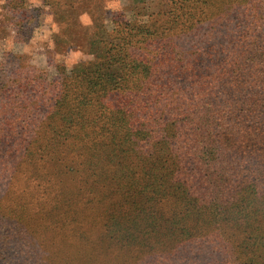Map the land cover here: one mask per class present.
<instances>
[{
  "label": "trees",
  "instance_id": "trees-1",
  "mask_svg": "<svg viewBox=\"0 0 264 264\" xmlns=\"http://www.w3.org/2000/svg\"><path fill=\"white\" fill-rule=\"evenodd\" d=\"M0 5L29 41L41 10ZM64 5L50 15L71 46L81 26ZM103 21L94 59L51 80L24 56L0 60V170L52 206L18 225L24 243L77 232L90 252V211L107 264H264V5L163 0L146 21Z\"/></svg>",
  "mask_w": 264,
  "mask_h": 264
},
{
  "label": "rangeland",
  "instance_id": "rangeland-1",
  "mask_svg": "<svg viewBox=\"0 0 264 264\" xmlns=\"http://www.w3.org/2000/svg\"><path fill=\"white\" fill-rule=\"evenodd\" d=\"M256 1L259 5H264V0ZM162 2L163 0H48V6H41L40 0H25L29 10L35 8L41 10L38 22L34 24L32 35L27 42H18L15 39L17 27L22 28L25 21L11 18L1 11L0 5V60L4 53L24 56L28 59L29 65L43 72L48 80H51L56 76L54 66L63 65L69 71L77 64L90 62L94 59L93 56L87 55L85 50L88 48L87 44L96 38L95 35L101 26V20L104 19L102 27L106 30H111L109 19L118 12L125 14L131 20L146 21L150 14L161 9ZM64 3L76 8L77 20L75 16L74 18L81 26L78 31H75L77 41L75 45L70 43L71 46L64 43L66 39L65 23L59 27L50 15L51 12H54L51 6L57 4L60 11L67 14ZM30 27L31 24L25 26V29ZM55 34H60L61 42L54 41ZM24 180L13 179V177L6 178L0 170V248L3 247V250H7L8 257L9 251L13 252L7 264H50L44 260L49 256L53 259L51 264H81L82 262L107 264L109 262L105 256L96 251L93 237L95 227H92L89 222L90 211H86L88 216L82 220L86 222L89 239L86 242L87 248L90 245L89 241L93 242L90 252L86 248H81L80 241L76 238L78 237L77 232L76 237L73 235L75 237L73 239L72 234L68 231H63L53 238L54 235L41 234V231L38 234L33 230V238L41 240L45 235V239H48H44L37 245L34 244L35 249L24 243V236L18 225L36 221L43 222L45 219H40L39 212L52 208V206H37V203L41 201V195L36 196L29 193L24 183L26 180ZM24 204L26 206L21 209ZM9 208L17 209V214L10 215ZM82 209L83 207L80 206L79 210ZM10 228H13V232ZM65 233L69 236L66 240H62ZM27 246L28 249L18 251V249Z\"/></svg>",
  "mask_w": 264,
  "mask_h": 264
},
{
  "label": "clouds",
  "instance_id": "clouds-1",
  "mask_svg": "<svg viewBox=\"0 0 264 264\" xmlns=\"http://www.w3.org/2000/svg\"><path fill=\"white\" fill-rule=\"evenodd\" d=\"M3 2V0H0V3H2Z\"/></svg>",
  "mask_w": 264,
  "mask_h": 264
}]
</instances>
